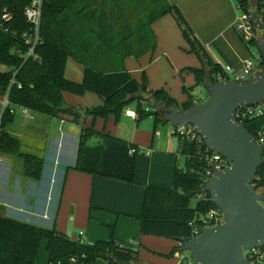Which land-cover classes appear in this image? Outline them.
Instances as JSON below:
<instances>
[{
    "label": "trees",
    "instance_id": "trees-1",
    "mask_svg": "<svg viewBox=\"0 0 264 264\" xmlns=\"http://www.w3.org/2000/svg\"><path fill=\"white\" fill-rule=\"evenodd\" d=\"M30 1L0 0V65L7 68L0 70V98L6 95L11 105L49 117L67 114L78 119L80 114L65 103L63 94L83 95L90 92L100 97L102 104L87 109L86 113L103 119L113 115L118 121L123 108L134 101L137 103L138 120L149 115V111L145 112L146 107L142 106V101L148 103L149 98L159 106L181 110L195 104L191 94L179 105L163 88L148 90L144 73L140 82L134 79L122 65L129 52L109 51V55L118 58V63L105 66L100 64L98 58L108 55L83 47V43H86L83 34H90L89 32L97 34L95 41H98V45L103 41L97 25L89 18L93 12H97L99 18L101 12L93 8L89 0H42L38 27L39 43L35 46L34 53L27 55L26 35L31 37L33 30L26 20L24 10ZM238 1L244 10L252 3L251 0ZM257 1L258 12L263 14L264 3ZM161 5L148 23L167 13L172 14L190 45V51L203 62L199 68L185 69L192 72L196 78L193 87H205L207 80L214 82L213 75L221 72L222 68L211 62L179 9L163 0ZM253 5L257 6L255 2ZM98 22H101V18ZM140 26L143 27V24ZM153 47L154 44L150 49ZM68 58L83 65L81 81L76 82L65 77ZM191 88L183 87L187 92ZM150 113L154 115L155 124L162 120L160 111L153 110ZM13 118L14 113L10 112L9 107L2 110L0 153L19 157L23 163V175L40 180L45 165L44 159L21 152L19 139L7 130ZM243 125L257 140L258 133H261L263 140L260 144L264 160V114L245 120ZM92 137L98 138L99 141L87 144L86 141ZM131 147L136 146L105 130L96 131L92 127H82L74 163L63 168L57 184L59 194L70 169L93 176L134 182L137 153H131ZM181 152L189 153V157H184V168H174L171 186L144 187L142 212L139 217L140 235H154L172 240L188 239L191 230L189 222L215 207L211 200H198L194 206L191 205V200L205 186V165L196 155L194 147L186 146ZM252 185L255 190L264 187V161L257 169ZM54 223L53 221L51 227L46 228L0 216V264H38L35 256L40 242L44 239L47 242V264H94L98 259H102L106 264H131L136 260V251L121 245L113 236L107 241L82 243L59 233ZM178 251L179 246L173 247L167 256Z\"/></svg>",
    "mask_w": 264,
    "mask_h": 264
},
{
    "label": "crops",
    "instance_id": "crops-1",
    "mask_svg": "<svg viewBox=\"0 0 264 264\" xmlns=\"http://www.w3.org/2000/svg\"><path fill=\"white\" fill-rule=\"evenodd\" d=\"M163 1L179 9L212 63L221 68L230 65L239 69L249 57V50L234 27L239 14L234 0ZM90 5L95 8L96 0H91ZM108 16L105 11L101 12V22H98V13H92L90 21L97 25L103 41L98 45V41H95L97 34L89 32L90 34H83L86 41L83 47L108 55L98 58L99 63L104 66L118 63V58L109 55V51L129 52L122 65L134 79L140 82L144 73L148 90L163 88L179 105L182 104L186 99L184 100L183 94L177 97L180 82H175L173 74L179 68L180 71L199 68L203 62L190 51V45L175 17L170 13L162 15L148 23L146 31L141 26L137 33L131 20L127 19L125 28L120 30L121 36L116 38L117 34L111 30ZM91 36L93 40H90ZM152 44L154 47L150 49ZM186 71L188 73L183 79L187 81V88H191L195 86L196 78L192 72ZM82 75L83 65L68 58L65 77L79 82ZM169 76H173V83H169ZM63 97L65 103L80 114L77 121L67 114L49 117L30 111L24 115L19 106L16 107L7 130L19 139L21 152L43 158L45 165L42 178L35 180L23 175V163L19 157L0 154L5 157L0 158V216L46 228L51 227L54 221L59 233L82 243L107 241L113 236L121 245L136 251V260L131 264H184L185 257L180 251L167 256L173 247L180 246L178 240L140 235L139 232L144 187L154 185L167 188L171 186L174 168H184V162L183 166L179 163L180 157H184L178 153L177 139L173 142L171 138L174 136L173 125L162 118L159 122L165 123L164 126L168 124L169 131L167 134L158 131L153 116L151 133L140 128L142 119L138 120L135 102L133 106L129 104L123 108L120 118L124 116L131 122L126 121V126H122L120 118L117 121L113 115L103 119L86 113L87 109L102 104V99L94 93H64ZM155 103L149 98L150 107H146L149 112L151 107L155 110ZM82 127L105 130L139 149L149 150V153H137L134 182L93 176L70 169L59 194L57 184L63 168L74 163ZM140 135L145 136L141 138ZM92 138V144L99 141L98 138ZM259 192L264 194V187ZM81 231L83 234L79 235ZM46 245L45 239L39 244L35 256L38 264H47ZM99 263L106 262L98 259L95 264Z\"/></svg>",
    "mask_w": 264,
    "mask_h": 264
},
{
    "label": "water",
    "instance_id": "water-1",
    "mask_svg": "<svg viewBox=\"0 0 264 264\" xmlns=\"http://www.w3.org/2000/svg\"><path fill=\"white\" fill-rule=\"evenodd\" d=\"M251 14L256 27L263 30L257 40L262 67L255 76L246 81L207 80L208 96L186 110L154 104L165 121L173 126L192 125L210 151L231 162L199 190L208 193L214 206L222 211L223 222L202 229L192 239L178 240L179 251H189L193 264H249L242 251L264 245V194L252 185L264 161L262 145L235 118L239 106H255L264 100V24Z\"/></svg>",
    "mask_w": 264,
    "mask_h": 264
},
{
    "label": "built area",
    "instance_id": "built-area-1",
    "mask_svg": "<svg viewBox=\"0 0 264 264\" xmlns=\"http://www.w3.org/2000/svg\"><path fill=\"white\" fill-rule=\"evenodd\" d=\"M239 14L237 15L234 27L239 34L241 40L245 43L249 50V57L243 62L239 69H235L230 65L222 67L221 72H217L213 75L214 82H220L226 79H232L235 81H246L248 78L255 76L262 67V56L257 48V27L255 21L252 18V14L242 8L241 3L238 0H234ZM264 3V0H260ZM41 3L42 0H31L30 3L25 7L24 15L26 20L31 24V30L33 34L31 37L26 35V43L28 45L27 55L34 53L35 46L39 43L38 27L41 18ZM251 14V15H250ZM211 82V83H214ZM194 103L197 102L194 100ZM2 108L9 107L11 113L16 112V107L9 103L8 97L3 96ZM22 114L27 115L30 110L24 107H19ZM149 109L145 108V112ZM264 114V100L255 106H239L235 111L236 120L243 124L247 119L259 117ZM172 134L176 137L178 142V153L183 157H189L188 154L182 153V149L186 146L194 147L196 149V155L200 160L204 162V177L205 184L208 179L212 177L217 171L231 164L230 160L221 154L210 151L203 143L201 136L190 124L175 125L172 127ZM259 143L262 142L261 133H258ZM131 153H149L147 149H139L137 147L130 148ZM196 201L198 200H210L208 193L198 192L195 196ZM264 206V202L262 203ZM223 222V213L217 207L209 209L204 214L189 222L190 225V237L192 239L198 236L202 229L217 225ZM83 232H79L82 235ZM243 256L248 260L249 264H264V245L253 247L242 251ZM185 264H193V262H186Z\"/></svg>",
    "mask_w": 264,
    "mask_h": 264
},
{
    "label": "rangeland",
    "instance_id": "rangeland-1",
    "mask_svg": "<svg viewBox=\"0 0 264 264\" xmlns=\"http://www.w3.org/2000/svg\"><path fill=\"white\" fill-rule=\"evenodd\" d=\"M160 0H96V9L103 12L105 11L106 14H109L108 16V22L110 24L111 30L117 34L116 38H119L120 35V30H122V28H125V25L127 23V19L131 20V25L133 26V28L136 30V33L139 32L141 30V26L143 24V30H147L148 26V19L151 16H154L157 14L158 9L161 8V3L159 2ZM252 3H249L246 6L247 11H249L250 13L255 14V16H257L260 20L261 24H264V13L261 14L259 12H256V7L253 5V0H251ZM90 4H91V0H89ZM128 16H132L131 18H129ZM40 23V22H39ZM93 26V24H92ZM140 26V27H138ZM146 26V27H144ZM86 27H88V25H86ZM85 27V29H86ZM94 27V26H93ZM263 30H259L257 28V40L258 38H260V36L262 35ZM90 40H93V36L90 37ZM7 68L3 65H0V70H6ZM181 68L177 69L173 76L175 78V82L178 83V80L180 82V89L178 90V93H176L177 97H179V95L183 94L184 96V100L187 99L188 94H191L194 97V100L198 103H201L203 100H205V98L208 96V93L206 91V88L204 86H197V87H193L191 89H189V92H187L186 90L183 89V87L185 86L186 89H188L187 87V81H185L183 79V76L188 73L186 70H181ZM173 76H169L168 80L169 83H173ZM249 79V78H248ZM145 95V94H144ZM2 101V100H1ZM131 102L129 103L130 106H133V103ZM128 104V105H129ZM143 107H150V105L146 102L142 103ZM2 104H0V112H2ZM153 111V108H150V112ZM149 112V115H147L145 118H143L140 121V128H143L146 131H150V133L152 132V125H153V114ZM59 123V120H57ZM74 121H77V119H74ZM120 124L122 126H126L125 122L126 121H130V119H127L126 117L122 116V118H120ZM131 122V121H130ZM165 124V123H164ZM163 123L158 122L156 124V129L158 131L164 132L165 134L168 133L169 131V125H165L164 126ZM122 128V127H121ZM125 129V128H123ZM140 134H143V132H140ZM141 138H143V136L145 135H140ZM172 141L174 142V139L176 140L175 136H171ZM94 138H89L86 143L87 144H92V140ZM25 146L27 144H24ZM38 155H40V152H37ZM1 154V153H0ZM0 158H5L3 156L0 155ZM183 162L184 159L182 157H180V164L181 166H183ZM48 174V172H47ZM257 192H259V190H257ZM260 193V192H259ZM196 203V199L193 198L191 200V205L194 206V204ZM18 217V216H17ZM19 219V218H18ZM183 256L185 257L184 262H192L191 258H190V254L189 251H183L182 252ZM100 261L104 262L102 259H99ZM96 263V262H95ZM94 263V264H95ZM184 263V264H185ZM101 264V263H99ZM106 264V263H104Z\"/></svg>",
    "mask_w": 264,
    "mask_h": 264
}]
</instances>
